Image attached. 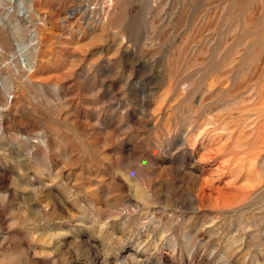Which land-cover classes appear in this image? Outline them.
<instances>
[{"label":"rangeland","instance_id":"1","mask_svg":"<svg viewBox=\"0 0 264 264\" xmlns=\"http://www.w3.org/2000/svg\"><path fill=\"white\" fill-rule=\"evenodd\" d=\"M0 264H264V0H0Z\"/></svg>","mask_w":264,"mask_h":264}]
</instances>
